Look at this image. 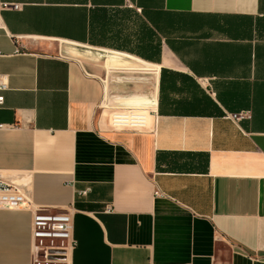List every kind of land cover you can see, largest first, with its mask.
<instances>
[{"label": "crops", "instance_id": "0c3cea01", "mask_svg": "<svg viewBox=\"0 0 264 264\" xmlns=\"http://www.w3.org/2000/svg\"><path fill=\"white\" fill-rule=\"evenodd\" d=\"M0 89V178L69 216L57 264H264V0H0ZM32 223L0 209V264H35Z\"/></svg>", "mask_w": 264, "mask_h": 264}, {"label": "built area", "instance_id": "2783aa9c", "mask_svg": "<svg viewBox=\"0 0 264 264\" xmlns=\"http://www.w3.org/2000/svg\"><path fill=\"white\" fill-rule=\"evenodd\" d=\"M18 10L19 5H12ZM1 90V89H0ZM3 98L0 96V104ZM248 118V113L227 115V119L239 123ZM148 114L143 109L128 108L112 116V124L121 129H141L147 126ZM4 126L1 125L0 128ZM0 209H26L33 211L32 240L35 264H57L65 258L63 242L68 239L71 229L67 214H52L45 209L34 208L23 186L0 178ZM50 240V243L47 241ZM56 241V242H54ZM57 242L59 244H57Z\"/></svg>", "mask_w": 264, "mask_h": 264}, {"label": "bare ground", "instance_id": "6f19581e", "mask_svg": "<svg viewBox=\"0 0 264 264\" xmlns=\"http://www.w3.org/2000/svg\"><path fill=\"white\" fill-rule=\"evenodd\" d=\"M149 102H152L151 101V99H149ZM137 104H140V103H143L142 101L140 102V101H138V102H136ZM146 110V109H145ZM150 119V118H149Z\"/></svg>", "mask_w": 264, "mask_h": 264}, {"label": "rangeland", "instance_id": "374dc122", "mask_svg": "<svg viewBox=\"0 0 264 264\" xmlns=\"http://www.w3.org/2000/svg\"><path fill=\"white\" fill-rule=\"evenodd\" d=\"M148 119H149V118H148ZM50 242H51L50 240L47 241V243H50ZM54 242H56V241H54ZM57 244H59V243L57 242Z\"/></svg>", "mask_w": 264, "mask_h": 264}]
</instances>
